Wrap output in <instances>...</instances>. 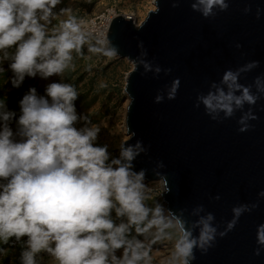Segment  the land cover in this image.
I'll return each mask as SVG.
<instances>
[{
  "label": "water",
  "instance_id": "1",
  "mask_svg": "<svg viewBox=\"0 0 264 264\" xmlns=\"http://www.w3.org/2000/svg\"><path fill=\"white\" fill-rule=\"evenodd\" d=\"M226 2L227 9L214 6L205 18L199 6L191 7L197 0H156L138 25L118 15L107 33L106 50L133 64L123 88L128 138L118 160L143 181L161 179L166 212L197 241L184 258L188 264H264V245L256 241L264 223V0ZM252 60L259 63L241 71L239 82L250 85L255 104L245 103L227 118L221 112L216 121L202 104L194 106L225 70ZM177 77L179 88L169 100ZM249 110L256 119H246L248 128L240 132L238 121ZM129 147L135 153L130 161L121 156ZM242 205L236 217L233 209ZM209 214L215 232L201 246V221Z\"/></svg>",
  "mask_w": 264,
  "mask_h": 264
},
{
  "label": "clouds",
  "instance_id": "2",
  "mask_svg": "<svg viewBox=\"0 0 264 264\" xmlns=\"http://www.w3.org/2000/svg\"><path fill=\"white\" fill-rule=\"evenodd\" d=\"M57 3L59 0H0V53L7 59V50L14 49L8 65L13 88L20 87L26 76L46 79L60 74L71 61L72 50L78 51L84 43L80 24L73 17L49 34L47 25ZM198 6L207 18L214 6L223 11L228 3L197 0L191 5L193 10ZM114 54L113 50L106 52L110 57ZM258 63L252 60L236 71L225 70L220 84L213 82L206 94H198L194 106L202 104L205 114L216 121L221 112L227 118L245 103L255 104L258 97L250 85L239 82V74ZM0 71L4 69L0 67ZM255 82L259 89L261 77ZM178 88L177 77L167 93L169 100L175 98ZM76 98L77 91L69 83L50 82L43 95L29 87L18 101V116L6 110L7 96L0 98V241L27 238L21 264H36L35 256L41 251L51 254L56 264H138L147 252L142 251L140 240L128 238L131 226L143 233L154 226L158 230L169 227L171 222L161 215L159 206L150 209L144 204L141 174L131 172L118 159L107 163L106 147L93 143L98 131L95 126L75 127ZM162 99L155 98L156 102ZM13 119L18 126L15 133L9 123ZM246 119L256 116L250 110L242 115L238 123L243 126L238 131L247 130ZM134 155L131 147L121 152L128 161ZM113 210L116 217L126 216V222L115 223ZM243 210V205L233 209L236 217ZM211 219L209 214L201 221V246L213 238ZM176 224L181 232L176 254L180 264H188L184 258L190 257L197 241L180 221ZM234 225L235 219L228 229ZM256 241L264 245V223L257 226Z\"/></svg>",
  "mask_w": 264,
  "mask_h": 264
},
{
  "label": "rangeland",
  "instance_id": "3",
  "mask_svg": "<svg viewBox=\"0 0 264 264\" xmlns=\"http://www.w3.org/2000/svg\"><path fill=\"white\" fill-rule=\"evenodd\" d=\"M151 1L59 0V3L52 9L54 15L50 17V23L47 25L49 34L58 31L63 20L73 17L80 24L81 32L85 37L84 43L78 51L72 50V59L63 72L46 79L39 75L32 78L26 76L18 88H13L11 85L10 78L13 73L8 68L14 49L7 50L9 53L7 59L3 58V54L0 53V67L4 69L0 71V98L7 96L6 110H13L18 116V101L29 87H35L37 93L43 95L46 85L50 82L69 83L77 91L74 105L78 119L75 127L85 129L95 126L98 131L93 143L106 147L107 163L118 159L119 147L128 138L122 132L123 115L126 108V94L123 88L126 75L131 67L125 59L106 55L108 41H105L104 49L94 29L110 11L116 16L131 14L135 24L138 25L144 20L148 11L155 9ZM92 23L94 29L91 28ZM92 49H99V51ZM9 123L13 132H17L18 126L15 119ZM141 183L144 186V204L150 209L159 206L162 210L161 215L166 221L171 222L166 214L158 184L143 182V180ZM111 216L115 223L127 220L126 216L116 217L114 210ZM149 217H151V212ZM127 236L130 239L140 240L143 245L142 251L147 252V256L143 257L138 264H180V257L176 254L175 248L179 233L172 222L169 227L158 230V226H154L143 233L136 232L135 227L131 226ZM26 239V237H21L20 240H16L15 237H10L8 242L0 241V250H2L0 251V264H21L20 254L27 247L24 243ZM120 251L117 250L118 256ZM35 259L36 264H56L54 257L44 251L37 253Z\"/></svg>",
  "mask_w": 264,
  "mask_h": 264
},
{
  "label": "bare ground",
  "instance_id": "4",
  "mask_svg": "<svg viewBox=\"0 0 264 264\" xmlns=\"http://www.w3.org/2000/svg\"><path fill=\"white\" fill-rule=\"evenodd\" d=\"M155 1L156 0H152L151 1V3L155 6ZM152 7V6H151ZM126 18H129L131 21H135L134 20V17H133V15H131V14H125L124 15ZM116 17V15L112 12V11H110L109 13H108V15H106L104 18H103V20H102V24H100V25H98L95 29H94V24L92 23L91 24V28H93L94 29V31L95 32H97L98 33V35H99V38H100V40L101 41H99V43L103 46V48H104V44H105V41L107 40V38H106V40H105V36H106V34H105V26H108V22L109 23H111V21H112V19L113 18H115ZM134 24H135V22H134ZM139 24V23H138ZM109 27V26H108ZM108 32V31H107ZM102 46H101V48H102ZM107 46V45H106ZM105 49V48H104ZM116 57V56H115ZM117 58H119V57H117ZM119 59H125V58H119ZM125 60H127V59H125ZM127 62L130 64V67H131V69H132V67H133V64L130 62V61H128L127 60ZM131 71V70H130ZM126 78H127V75H126ZM125 78V79H126ZM125 86V85H124ZM125 93V92H124ZM126 94V93H125ZM128 102H129V98L127 97V94H126V107H127V104H128ZM125 115H126V108H125V112H124V115H123V123H122V132L126 135V136H128L127 135V133H126V127H125V122H124V119H125ZM143 182H146V181H143ZM150 182H156L157 184H158V186L160 187V193H161V195H162V193H164V185H163V183H162V181H161V179H157V180H154V181H148V183H150ZM164 205V204H163ZM166 214L168 215V217L170 218V221L174 224V226L176 227V229H177V232L179 233V236L181 235V232H180V229H179V227L177 226V224H176V220L175 219H172L171 217H170V215L166 212ZM156 238V240H157V237H155ZM180 260H181V257H180Z\"/></svg>",
  "mask_w": 264,
  "mask_h": 264
},
{
  "label": "built area",
  "instance_id": "5",
  "mask_svg": "<svg viewBox=\"0 0 264 264\" xmlns=\"http://www.w3.org/2000/svg\"><path fill=\"white\" fill-rule=\"evenodd\" d=\"M105 17V16H104ZM103 17V18H104ZM103 18H102V20H103ZM100 24H102V22L101 23H99L98 25H100ZM110 25V23L108 22V26ZM108 26H105V34L107 33V31H108ZM98 37H99V35H98ZM106 37H107V34H106V36H105V40H106ZM99 41H101L100 39H99Z\"/></svg>",
  "mask_w": 264,
  "mask_h": 264
}]
</instances>
